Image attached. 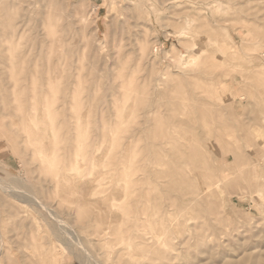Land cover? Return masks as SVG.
Listing matches in <instances>:
<instances>
[{"label": "rangeland", "instance_id": "obj_1", "mask_svg": "<svg viewBox=\"0 0 264 264\" xmlns=\"http://www.w3.org/2000/svg\"><path fill=\"white\" fill-rule=\"evenodd\" d=\"M0 42V264H264V0H0Z\"/></svg>", "mask_w": 264, "mask_h": 264}, {"label": "bare ground", "instance_id": "obj_2", "mask_svg": "<svg viewBox=\"0 0 264 264\" xmlns=\"http://www.w3.org/2000/svg\"><path fill=\"white\" fill-rule=\"evenodd\" d=\"M14 25H15V24H14ZM181 33H182V32H181ZM5 39H6V38H5ZM0 43H1V42H0ZM1 45H2V44H1ZM11 45H12V44H11ZM2 47H3V46H2ZM7 47H9V46H7ZM7 47H5V49H8ZM13 51H14V50H13ZM6 52H7V51H6ZM3 54H4V53H3ZM2 58H3V55H2ZM2 58H1V59H2ZM192 59H194V58H191V60H192ZM3 60H4V59H3ZM193 61H196V60H193ZM191 63H192V62H191ZM11 64H12V63H11ZM192 64H193V63H192ZM6 67H7V66H6ZM10 71H11V70H10ZM11 74H12V73H11ZM11 76H12V75H11ZM17 80H18V79H17ZM15 81H16V80H15ZM16 82H17V81H16ZM18 82H19V81H18ZM18 82H17V83H18ZM23 106H24V105H23ZM21 108H24V107H21ZM22 110H23V109H22ZM22 110H21V111H22ZM23 111L25 112V110H23ZM26 113H28V112H26ZM28 114H29V113H28ZM22 115L24 116V114H22ZM24 117H25V116H24ZM43 123H44V122H43ZM34 137H35V136H34ZM54 137H55V136H54ZM83 137H84V136H83ZM86 138L88 139L89 137L86 136ZM86 138H85V139H86ZM87 139H86V140H87ZM80 140H81V139H80ZM80 140H79V141H80ZM88 141H89V140H88ZM88 141H87V143H88ZM90 141H91V140H90ZM89 143H90V142H89ZM75 145H76V144H75ZM81 145H82V144H81ZM71 146H72V145H71ZM90 146H92V144H91V145L89 144V147H90ZM119 146H120V144L118 145V147H119ZM75 147L77 148V146H75ZM119 148H120V147H119ZM80 152H81V150H80ZM41 153H42V152H41ZM84 153H85V152H84ZM82 154H83V152H82ZM85 155H86V154H85ZM114 158H115V156H114ZM42 159H43V157H42ZM41 161H43V160H41ZM73 161H74V158H73ZM73 161H72V162H73ZM193 162H194V160H193ZM192 164H193V163H192ZM188 165H190V164H188ZM76 166H77V163H76V161H75L74 167H76ZM187 167L189 168V166H187ZM184 168H185V167H184ZM183 170H184V169H183ZM188 170H189V169H188ZM181 171H182V170H181ZM143 172H144V171H143ZM173 172H174V171H173ZM184 172H185V171H184ZM112 173H113V172H112ZM178 173H179V172H178ZM178 173H177V174H178ZM181 173H183V171H182ZM184 174H186V173H184ZM188 174H189V173H188ZM172 175H173V174H171L170 176H172ZM178 175H179V174H178ZM182 175H183V174H182ZM186 175H187V174H186ZM132 177H133V176H132ZM183 177H184V175H183ZM122 178H123V176H122ZM128 178H129V177H128ZM128 178H127V180H128ZM129 179H132V178H129ZM137 179H138V178H137ZM139 179H140V178H139ZM53 180H54V179H53ZM134 180H135V179H134ZM131 181H133V179H132ZM131 181H130V182H131ZM128 182H129V181H128ZM141 182H142V181H141ZM132 183H133V182H132ZM139 183H140V181H139ZM133 184H134V183H133ZM136 185H137V184H136ZM138 185H139V184H138ZM116 186H117V185H116ZM186 186H187V185H186ZM114 187H115V185H114ZM134 188H135V186H134ZM135 191H136V190H135ZM137 191H138V190H137ZM125 192H126V190H125ZM125 192H124V193H125ZM70 193H71V192H70ZM117 193H118V192H117ZM180 195H181V194H180ZM113 196H114V195H113ZM196 196H198V195H196ZM199 196H200V195H199ZM120 198H121V197H120ZM113 199H114V198H113ZM113 199H112V200H113ZM179 200H180V199H179ZM201 200H202V199H201ZM162 202H163V201H162ZM132 203H133V202H132ZM181 203H182V202H181ZM186 203H187V202H186ZM186 203H185V204H186ZM192 203H194V202H192ZM130 204H131V203H130ZM90 205H91V204H90ZM133 205H134V204H133ZM186 205H187V204H186ZM190 205H191V204H190ZM97 210H98V209H97ZM102 210H104V209H102ZM182 210H183V209H182ZM100 211H101V210H100ZM100 211H99V212H100ZM140 211H141V210H140ZM168 211H169V210H168ZM89 212H90V210H89ZM103 212H104V211H103ZM141 212H142V211H141ZM143 212H145V211H143ZM182 212H184V210H183ZM106 213H108V212L106 211ZM110 213H111V212H110ZM180 213H181V212H180ZM89 214H90V213H89ZM92 215H93V214H92ZM88 216H89V215H88ZM114 216H115V215H114ZM86 217H87V216H86ZM95 217H96V216H95ZM97 217L99 218V216H97ZM100 217H101V215H100ZM107 217H108V216H107ZM83 218H85V217H83ZM90 218H91V217H90ZM105 218H106V215L104 216V219H105ZM108 218H110V216H109ZM93 219H94V217H93ZM104 219H103V220H104ZM94 220H96V218H95ZM94 220H93V222H94ZM97 220H98V219H97ZM97 220H96V224H97ZM100 220L102 221V217H101V219H99L98 221H100ZM115 220H116V219H115ZM101 221H100V223H101ZM86 222H87V221H86ZM93 222H92V223H93ZM112 222L114 223V221H112ZM119 222H120V221H119ZM102 223H104V222H102ZM102 223H101V224H102ZM113 223H112V226H113ZM87 224H88V223H87ZM106 224H107V223H106ZM106 224L104 223V225H102V226H103V227H105V226L107 227ZM114 225H115V224H114ZM116 226H117V225H115L114 227H116ZM118 226H120V225L118 224ZM145 226H146V225H145ZM97 227H99V226L97 225ZM103 227H102V228H103ZM108 227H109V226H108ZM85 228H86V226H85ZM94 228H95V227H94ZM110 228H112V227H110ZM131 228H132V227H131ZM100 229H101V228H100ZM106 229H107V228H106ZM97 230H98V228H97ZM97 230H96V231H97ZM102 230H103V229H102ZM110 230H112V229H110ZM96 231H95V232H96ZM100 231H101V230H100ZM97 232H98V231H97ZM113 232H114V231H112V233H113ZM118 232H119V231H118ZM121 232H122V231H121ZM123 232H124V231H123ZM88 233H89V232H88ZM90 233H91V232H90ZM103 233H105V232H103ZM147 233H148V232H147ZM113 234H114V233H113ZM118 234H120V233H118ZM115 235H117V234L115 233ZM115 235H113V236H115ZM121 235H122V233H121ZM113 236H112V237H113ZM124 236H125V235H124ZM104 237H105V236H104ZM106 237H107V236H106ZM109 237L112 238L111 235H110ZM109 237H108V238H109ZM118 238H119V236H118ZM102 239H103V238H102ZM100 240H101V239H100ZM103 240H104V239H103ZM114 240H115V242H113V244L115 243V245H116V244L118 243V242H117L118 239H117V241H116V239H114ZM114 240H112V241H114ZM120 240L122 241V239H120ZM123 240H125V239H123ZM93 241H94V240H93ZM98 241H99V240H98ZM101 241H102V240H101ZM106 241H107V240H106ZM106 241H105V242H106ZM102 242H103V241H102ZM105 242H104V243H105ZM116 242H117V243H116ZM108 243H111V242L108 241ZM147 244H148V243H147ZM115 245H113V246H115ZM106 246H107V243H106ZM109 246H110V245H109ZM113 246H112V248H113ZM145 246H146V245H145ZM107 247H108V246H107ZM33 249H34V248H33ZM41 249H42V248H41ZM35 250H36V249H35ZM39 251H40V250H39ZM44 253H45V252H44ZM44 253H42V255H43ZM40 255H41V254H40ZM5 256H6V255H5ZM38 257H39V256H38ZM53 257H54V260H56L54 255H53ZM56 257H57V256H56ZM50 258H51V257H50ZM57 259H58V258H57ZM50 260H53V259H50ZM56 263H57V261H56ZM49 264H50V263H49Z\"/></svg>", "mask_w": 264, "mask_h": 264}]
</instances>
